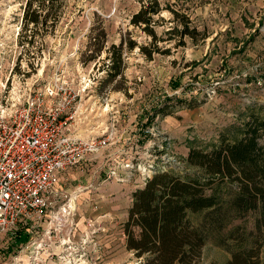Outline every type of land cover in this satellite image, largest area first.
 Returning <instances> with one entry per match:
<instances>
[{"label": "rangeland", "instance_id": "rangeland-1", "mask_svg": "<svg viewBox=\"0 0 264 264\" xmlns=\"http://www.w3.org/2000/svg\"><path fill=\"white\" fill-rule=\"evenodd\" d=\"M159 1L164 9L153 16L156 35L166 37L174 9L189 16L195 38L186 36L183 46L173 38L169 52L151 51L150 59L124 44L120 74L108 77L112 44L122 38L151 42L142 26L130 23L138 0H67L56 29L24 45L19 31L26 0H0V109L56 80L95 84L79 130L87 133L100 122L108 127V144L66 169L61 184L78 194V229L88 221L96 229L103 255L97 264H138L125 247L123 225L132 192L144 185L148 170L196 174L185 161L191 146L210 149L251 111L264 118V0ZM32 33L24 31L23 39ZM231 189L213 184L208 193L220 201L218 208L193 217L205 243L191 264H227L232 249L257 245L264 264V222L259 211L238 210ZM32 239L22 228L0 232V264L19 253L25 258Z\"/></svg>", "mask_w": 264, "mask_h": 264}, {"label": "trees", "instance_id": "trees-1", "mask_svg": "<svg viewBox=\"0 0 264 264\" xmlns=\"http://www.w3.org/2000/svg\"><path fill=\"white\" fill-rule=\"evenodd\" d=\"M66 1L26 0L19 45L32 44L36 34L52 33ZM138 1L140 7L131 15L130 23L142 26L151 42L139 45L122 38L117 47L112 44L115 53L109 58L108 77L120 74L124 44L128 49L138 46L150 59L151 51L169 52L173 38L175 46H183L186 36L194 39L198 33L189 16L170 9L173 24L164 29L165 38L158 37L153 29V16L164 9L161 2ZM27 29H31L32 36L23 39ZM159 41L165 45L159 46ZM185 161L197 168L198 173L181 177L169 170H156L142 187L132 192L123 232L125 247L133 252L138 264H191L200 256L205 234L193 217L218 208L220 201L208 193L215 183H226L235 194L233 205L243 212L259 211V222H264V118L251 111L247 120L228 128L210 149L191 146ZM237 237L239 234L233 238ZM242 240L240 237L237 241ZM227 264H261L260 246L232 249Z\"/></svg>", "mask_w": 264, "mask_h": 264}, {"label": "built area", "instance_id": "built-area-1", "mask_svg": "<svg viewBox=\"0 0 264 264\" xmlns=\"http://www.w3.org/2000/svg\"><path fill=\"white\" fill-rule=\"evenodd\" d=\"M93 86L56 80L1 106L0 232L22 228L33 235L25 258L16 254L9 264L103 261L92 221L78 229V194L61 184L66 169L108 144V127L100 122L87 133L79 130ZM155 171L148 170L144 183Z\"/></svg>", "mask_w": 264, "mask_h": 264}]
</instances>
